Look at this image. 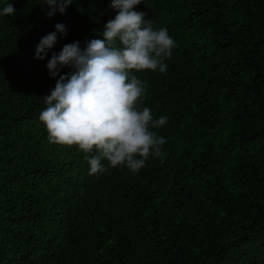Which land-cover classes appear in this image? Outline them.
Segmentation results:
<instances>
[{
	"label": "trees",
	"instance_id": "obj_1",
	"mask_svg": "<svg viewBox=\"0 0 264 264\" xmlns=\"http://www.w3.org/2000/svg\"><path fill=\"white\" fill-rule=\"evenodd\" d=\"M44 3L0 0V264H264V0L136 6L176 45L166 73L133 72L168 117L164 156L96 176L95 153L51 144L39 115L52 53L103 39L116 10L73 0L50 18ZM57 23L67 36L37 59Z\"/></svg>",
	"mask_w": 264,
	"mask_h": 264
},
{
	"label": "clouds",
	"instance_id": "obj_2",
	"mask_svg": "<svg viewBox=\"0 0 264 264\" xmlns=\"http://www.w3.org/2000/svg\"><path fill=\"white\" fill-rule=\"evenodd\" d=\"M73 0H45L50 6L47 15L65 13ZM142 0H112L114 19L107 22L103 39H91L82 49L76 41L52 53L46 67L57 79L54 89L43 98L47 105L39 115L48 141L53 145L77 147L84 153H95L87 162L89 175L111 168L126 167L133 174L150 158H163L165 137L154 129L166 125L167 116L154 118L152 109L145 107L146 83L134 71L167 72L166 60L172 56L175 41L167 28H155L143 11H136ZM16 13L8 3L5 16ZM56 31L44 36L37 45L35 56L44 60L48 50L58 40V33L67 36L66 25L57 23ZM64 67L73 69L61 75Z\"/></svg>",
	"mask_w": 264,
	"mask_h": 264
}]
</instances>
